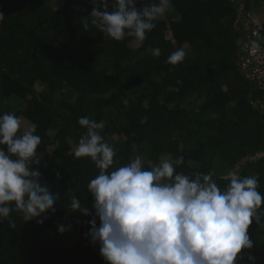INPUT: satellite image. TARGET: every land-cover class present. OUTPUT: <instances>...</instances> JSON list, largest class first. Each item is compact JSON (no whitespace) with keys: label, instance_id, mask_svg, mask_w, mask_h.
<instances>
[{"label":"trees","instance_id":"obj_1","mask_svg":"<svg viewBox=\"0 0 264 264\" xmlns=\"http://www.w3.org/2000/svg\"><path fill=\"white\" fill-rule=\"evenodd\" d=\"M241 3L247 13L264 0ZM241 3L171 0L165 18L133 48V36L105 40L98 28H82L92 0H0V114L14 113L35 127L41 162L33 168L59 194L54 213L24 222L14 211L0 221V264H107L88 235L95 210L87 185L99 169L89 157L74 155L87 131L78 124L81 117L103 123L100 134L116 152L109 172L137 156L146 170L161 159L183 157L176 172L192 178L212 173L221 188L227 182L219 177L240 166L241 176L257 178L264 196V86L240 65ZM143 6L137 0V9ZM249 36L264 49V22ZM181 47L183 62L167 63ZM73 194L90 215L70 209ZM59 225L76 233L74 248L52 245L48 232ZM248 235L253 248L242 249L240 264H251L249 255L264 264V215Z\"/></svg>","mask_w":264,"mask_h":264},{"label":"clouds","instance_id":"obj_2","mask_svg":"<svg viewBox=\"0 0 264 264\" xmlns=\"http://www.w3.org/2000/svg\"><path fill=\"white\" fill-rule=\"evenodd\" d=\"M95 5L83 18L82 28L94 26L105 40L121 41L133 36L142 42L146 33L156 27L171 0H154L137 9V0H92ZM111 7V11H109ZM5 15L0 13V22ZM252 53L264 52L258 40L248 45ZM159 57V48L151 49ZM186 52L181 47L172 52L167 63L183 62ZM87 131L79 139L74 155L89 157L99 169L87 185L94 198L95 217L88 235L107 264H236L242 249L253 248L248 235L250 225L261 223L264 196L258 191L254 176H241L238 169L219 177L227 182L221 188L213 174H198L195 178L176 172L183 157L164 158L146 170L137 156L124 166L108 169L116 156L112 145L100 134L103 123L87 116L78 119ZM21 120L14 113L0 114V221L14 211L24 222L55 212L59 199L41 173L33 168L40 164L37 148L41 137L35 127L20 131ZM70 209L90 215L87 207L72 195ZM46 218V217H45ZM37 223L42 224L43 219ZM15 228V223L10 221ZM58 226L63 233L70 229ZM251 264L255 257L248 256Z\"/></svg>","mask_w":264,"mask_h":264},{"label":"rangeland","instance_id":"obj_3","mask_svg":"<svg viewBox=\"0 0 264 264\" xmlns=\"http://www.w3.org/2000/svg\"><path fill=\"white\" fill-rule=\"evenodd\" d=\"M239 2L241 3L242 0H239ZM241 15H242L243 23L240 29L242 30L244 35V41H243L244 52L240 56V65L242 66V72L252 80H255V82H257L259 85L264 86V52H257L254 54L250 51L248 47L249 42L251 41L249 36L250 31H254V34H256L260 30L264 22V4L260 5L259 7L253 6L252 10L246 13L244 4L241 3ZM162 17L165 18V14ZM171 37H172V33L170 32L169 38ZM142 42L136 40L135 37L129 40V44L133 48H138L142 44ZM186 51L187 52L190 51L189 46L186 47ZM252 68H256L257 71H255ZM38 90L41 91L42 87L38 86ZM19 118L21 120L20 130L27 131L33 127V125L26 118L24 117H19ZM114 140L119 141L122 140V138L115 136ZM75 149L76 147L74 148V151ZM48 235L51 239V242L55 243L52 245H56L59 247L67 246L69 248H74L78 241L76 237V233L72 230H68L67 232L64 231L63 233L59 231H49ZM236 264H240V259L237 260Z\"/></svg>","mask_w":264,"mask_h":264},{"label":"water","instance_id":"obj_4","mask_svg":"<svg viewBox=\"0 0 264 264\" xmlns=\"http://www.w3.org/2000/svg\"><path fill=\"white\" fill-rule=\"evenodd\" d=\"M238 24V22H236V25ZM263 157V155H259V158ZM246 160H243L241 164H245ZM237 169H240V166L237 167Z\"/></svg>","mask_w":264,"mask_h":264},{"label":"flooded vegetation","instance_id":"obj_5","mask_svg":"<svg viewBox=\"0 0 264 264\" xmlns=\"http://www.w3.org/2000/svg\"><path fill=\"white\" fill-rule=\"evenodd\" d=\"M255 71H257V69L256 68H253Z\"/></svg>","mask_w":264,"mask_h":264},{"label":"built area","instance_id":"obj_6","mask_svg":"<svg viewBox=\"0 0 264 264\" xmlns=\"http://www.w3.org/2000/svg\"><path fill=\"white\" fill-rule=\"evenodd\" d=\"M256 35V34H255Z\"/></svg>","mask_w":264,"mask_h":264},{"label":"crops","instance_id":"obj_7","mask_svg":"<svg viewBox=\"0 0 264 264\" xmlns=\"http://www.w3.org/2000/svg\"><path fill=\"white\" fill-rule=\"evenodd\" d=\"M253 69V68H252Z\"/></svg>","mask_w":264,"mask_h":264}]
</instances>
